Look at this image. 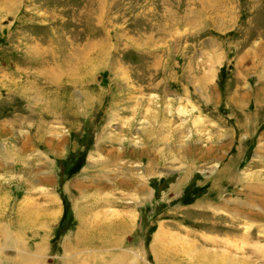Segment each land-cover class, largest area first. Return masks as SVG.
I'll return each mask as SVG.
<instances>
[{
	"label": "rangeland",
	"instance_id": "1",
	"mask_svg": "<svg viewBox=\"0 0 264 264\" xmlns=\"http://www.w3.org/2000/svg\"><path fill=\"white\" fill-rule=\"evenodd\" d=\"M1 227L42 264H264V0H0Z\"/></svg>",
	"mask_w": 264,
	"mask_h": 264
},
{
	"label": "crops",
	"instance_id": "2",
	"mask_svg": "<svg viewBox=\"0 0 264 264\" xmlns=\"http://www.w3.org/2000/svg\"><path fill=\"white\" fill-rule=\"evenodd\" d=\"M11 229L6 227L0 228V247H4L6 245V250L11 251H17L19 258V262L22 264H42V260L44 255L42 252L37 253L33 248H27L26 240L24 242H20V245L13 244L12 241L7 240L8 238L13 237L11 235ZM41 235V234H40ZM18 242V244H19ZM21 243L24 245H21ZM5 244V245H4ZM38 255V256H37Z\"/></svg>",
	"mask_w": 264,
	"mask_h": 264
},
{
	"label": "bare ground",
	"instance_id": "3",
	"mask_svg": "<svg viewBox=\"0 0 264 264\" xmlns=\"http://www.w3.org/2000/svg\"><path fill=\"white\" fill-rule=\"evenodd\" d=\"M192 257V256H191ZM215 257V256H214ZM192 261V260H191Z\"/></svg>",
	"mask_w": 264,
	"mask_h": 264
}]
</instances>
